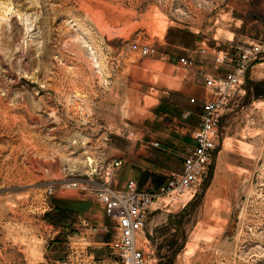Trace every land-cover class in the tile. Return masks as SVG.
Here are the masks:
<instances>
[{
  "label": "rangeland",
  "instance_id": "rangeland-1",
  "mask_svg": "<svg viewBox=\"0 0 264 264\" xmlns=\"http://www.w3.org/2000/svg\"><path fill=\"white\" fill-rule=\"evenodd\" d=\"M243 41L264 0H0V264H123L97 184L179 172L202 72ZM220 130L197 193L150 210L145 264H264V54Z\"/></svg>",
  "mask_w": 264,
  "mask_h": 264
},
{
  "label": "built area",
  "instance_id": "built-area-1",
  "mask_svg": "<svg viewBox=\"0 0 264 264\" xmlns=\"http://www.w3.org/2000/svg\"><path fill=\"white\" fill-rule=\"evenodd\" d=\"M153 52L148 47L142 50L144 55ZM263 54L264 43L259 41L230 45L227 50L215 54V72H202L208 94L193 133L194 144L183 158L181 170L168 175L155 191L140 189L133 180L121 191L112 189L106 182L97 184L94 192L105 215L115 224L109 247L123 264H145V255L137 248L136 238L143 231L158 198H192L197 193L211 169L224 113L234 102L244 98L248 72L253 64L263 59ZM180 62L186 67L192 64L185 58ZM226 65L229 69L221 70ZM120 166L121 162L112 161L107 163L106 169L114 170ZM72 186L76 187L75 184Z\"/></svg>",
  "mask_w": 264,
  "mask_h": 264
},
{
  "label": "crops",
  "instance_id": "crops-1",
  "mask_svg": "<svg viewBox=\"0 0 264 264\" xmlns=\"http://www.w3.org/2000/svg\"><path fill=\"white\" fill-rule=\"evenodd\" d=\"M251 42H253V41H251ZM251 42H249V41H243V43H251ZM254 42H255V41H254ZM221 50H222V49H221ZM228 69H229V65L223 66V67L221 68V70H223V71H224V70H228ZM211 72H215L214 68H213V70H212ZM241 101H242V99H240V100L234 102V104L231 105V107H230L228 110H226L223 119H224V118H229V117L233 114V112L236 111V109L238 108V106H239V104H240ZM195 128H196V127H195ZM193 144H194V140H193ZM192 146H193V145H192ZM66 205H67V204H66ZM99 207H102V205H99Z\"/></svg>",
  "mask_w": 264,
  "mask_h": 264
},
{
  "label": "bare ground",
  "instance_id": "bare-ground-1",
  "mask_svg": "<svg viewBox=\"0 0 264 264\" xmlns=\"http://www.w3.org/2000/svg\"><path fill=\"white\" fill-rule=\"evenodd\" d=\"M184 201V200H183Z\"/></svg>",
  "mask_w": 264,
  "mask_h": 264
}]
</instances>
